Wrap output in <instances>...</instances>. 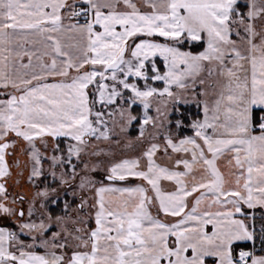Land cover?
Listing matches in <instances>:
<instances>
[{
	"label": "snow or ice",
	"instance_id": "6c2138e0",
	"mask_svg": "<svg viewBox=\"0 0 264 264\" xmlns=\"http://www.w3.org/2000/svg\"><path fill=\"white\" fill-rule=\"evenodd\" d=\"M0 264H264V0H0Z\"/></svg>",
	"mask_w": 264,
	"mask_h": 264
},
{
	"label": "trees",
	"instance_id": "16d2710c",
	"mask_svg": "<svg viewBox=\"0 0 264 264\" xmlns=\"http://www.w3.org/2000/svg\"><path fill=\"white\" fill-rule=\"evenodd\" d=\"M193 108H194V109H193ZM191 110H193V111H192V113H193V114H195V112H196V109H195V107H194V106L192 107V109H191Z\"/></svg>",
	"mask_w": 264,
	"mask_h": 264
},
{
	"label": "rangeland",
	"instance_id": "374dc122",
	"mask_svg": "<svg viewBox=\"0 0 264 264\" xmlns=\"http://www.w3.org/2000/svg\"><path fill=\"white\" fill-rule=\"evenodd\" d=\"M194 109V108H193ZM193 111V110H192Z\"/></svg>",
	"mask_w": 264,
	"mask_h": 264
}]
</instances>
